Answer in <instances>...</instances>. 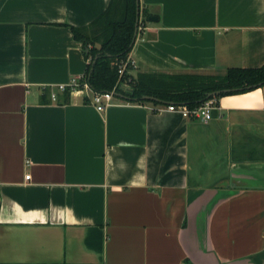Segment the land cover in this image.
<instances>
[{"label":"crops","instance_id":"1","mask_svg":"<svg viewBox=\"0 0 264 264\" xmlns=\"http://www.w3.org/2000/svg\"><path fill=\"white\" fill-rule=\"evenodd\" d=\"M108 1L0 0V263L264 264V84L206 121L59 91ZM138 2L134 76L264 63V0Z\"/></svg>","mask_w":264,"mask_h":264},{"label":"trees","instance_id":"2","mask_svg":"<svg viewBox=\"0 0 264 264\" xmlns=\"http://www.w3.org/2000/svg\"><path fill=\"white\" fill-rule=\"evenodd\" d=\"M135 17L136 0H109L105 9L88 25L71 26L73 37L81 42L87 59L84 77L92 91L109 90L116 82L126 81L133 87V92L120 90L123 99L159 105L184 104L193 108L208 98L247 91L264 84V63L255 67H227L223 72L216 73H169L147 69L137 71L135 76L130 74L132 78L126 80L129 68L121 76L117 70L132 47ZM213 90L220 92L207 97V93ZM143 94L155 99H143Z\"/></svg>","mask_w":264,"mask_h":264},{"label":"built area","instance_id":"3","mask_svg":"<svg viewBox=\"0 0 264 264\" xmlns=\"http://www.w3.org/2000/svg\"><path fill=\"white\" fill-rule=\"evenodd\" d=\"M136 67L135 62L130 59L128 56L124 60L120 62V65L118 67V74L119 76L122 75V73L125 71L126 68H129L127 73H129L130 69H133ZM126 80H130L132 77L130 76V73L128 74ZM125 83H128L125 81ZM118 86V83L116 82L114 86L105 91H92L87 81L85 80L84 75L79 76H73L70 78V80L67 83H58L56 84V87L59 91H64L65 89H69V91H74L78 89H87L90 91V101L95 105V107L98 110L104 109L105 106L109 105L111 103V100L113 98V92L116 90ZM50 96L52 99L56 98V92H51ZM214 106V98H208L204 100L202 103H200L198 106H195L193 108H188L184 104H174V103H168L165 105V108L168 110H176L180 112L184 117H194L196 119H199L201 121H206L210 119L211 117V108ZM25 178H29V173L25 174Z\"/></svg>","mask_w":264,"mask_h":264},{"label":"water","instance_id":"4","mask_svg":"<svg viewBox=\"0 0 264 264\" xmlns=\"http://www.w3.org/2000/svg\"><path fill=\"white\" fill-rule=\"evenodd\" d=\"M149 19H154V17H149ZM138 22H139V2L136 0V17H135V28H134V33H133V39L135 38L136 32H137V27H138ZM95 60V59H94ZM94 60L92 62H94ZM119 90H115L113 92V95L121 96L123 95L120 90L128 91V92H133V87H131L129 84L125 82H120L117 87ZM220 90H213L207 93V97L214 96L216 94H219ZM143 99H155V97L143 94L141 96Z\"/></svg>","mask_w":264,"mask_h":264}]
</instances>
